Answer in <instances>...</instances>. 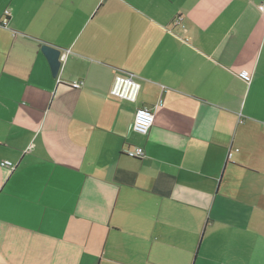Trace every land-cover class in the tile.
I'll use <instances>...</instances> for the list:
<instances>
[{
	"label": "crops",
	"instance_id": "0c3cea01",
	"mask_svg": "<svg viewBox=\"0 0 264 264\" xmlns=\"http://www.w3.org/2000/svg\"><path fill=\"white\" fill-rule=\"evenodd\" d=\"M262 4L0 0V264H264Z\"/></svg>",
	"mask_w": 264,
	"mask_h": 264
},
{
	"label": "built area",
	"instance_id": "2783aa9c",
	"mask_svg": "<svg viewBox=\"0 0 264 264\" xmlns=\"http://www.w3.org/2000/svg\"><path fill=\"white\" fill-rule=\"evenodd\" d=\"M259 9L264 14V4L260 5ZM181 18H179L176 23L181 22ZM243 78L247 81L250 80L249 76H243ZM81 82H74L71 84L72 88L79 89L82 87ZM141 91V84L138 81V78L130 73L119 74L115 77L112 88L111 95L125 100L127 102L136 104L139 99V94ZM154 124V110L145 106L138 107L135 113L133 130L142 135L146 136L149 134L151 128ZM238 152V149L234 150ZM232 149L229 150L227 155V160L230 161L233 152ZM126 155L133 159H142L145 156V151L143 148H133L126 150Z\"/></svg>",
	"mask_w": 264,
	"mask_h": 264
},
{
	"label": "water",
	"instance_id": "95a60500",
	"mask_svg": "<svg viewBox=\"0 0 264 264\" xmlns=\"http://www.w3.org/2000/svg\"><path fill=\"white\" fill-rule=\"evenodd\" d=\"M42 52L49 61L53 77L57 78L62 67V50L54 45L45 43L42 47Z\"/></svg>",
	"mask_w": 264,
	"mask_h": 264
}]
</instances>
